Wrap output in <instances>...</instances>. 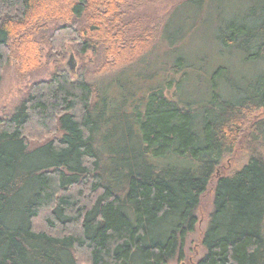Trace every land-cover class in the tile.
Returning <instances> with one entry per match:
<instances>
[{"label":"trees","instance_id":"trees-1","mask_svg":"<svg viewBox=\"0 0 264 264\" xmlns=\"http://www.w3.org/2000/svg\"><path fill=\"white\" fill-rule=\"evenodd\" d=\"M125 2L0 0V80L15 51L21 74L37 68L43 38L54 62L68 46L101 60L96 80L82 61L77 79L57 65L0 119V264L182 261L216 169L240 149L247 162L216 175L195 264H264V72L240 84L223 78L228 68L220 66L206 87L209 99L188 102L178 91L192 66L178 59L170 70L178 80L149 92L144 110L130 114L141 138L126 123L128 145L105 154L116 105L105 112L111 99L101 81L139 67L150 43L148 34L124 35ZM239 2L222 15L218 41L231 59L264 61V0ZM173 82L178 91L169 98L164 88Z\"/></svg>","mask_w":264,"mask_h":264},{"label":"rangeland","instance_id":"rangeland-1","mask_svg":"<svg viewBox=\"0 0 264 264\" xmlns=\"http://www.w3.org/2000/svg\"><path fill=\"white\" fill-rule=\"evenodd\" d=\"M199 1L157 0L136 4L135 0H126L122 4L124 35L130 38L143 33L148 34L150 43L145 49L148 51L144 56V62L138 65L139 67L122 73L111 71L109 79L101 81L102 91L111 99L108 101L105 112L110 111L116 105L107 125L108 134L104 135L107 136L105 154L111 150L122 151L126 147L124 144L128 145L124 134L126 123L127 127L141 138L140 126L138 123H131L130 114L133 113L132 110L135 107L144 110L149 92L166 86L167 80H178L179 75L170 71L178 59L183 58L186 64L192 66L190 71H188L189 68L187 70L189 76L179 91L176 82H173L169 89L164 88V92L167 97L172 98L174 92L178 91L180 97L188 102L199 103L209 99L206 87L209 85L211 75L220 66L228 68L223 78L240 84L255 81L260 73L264 72L263 60L245 62L239 57L231 59L233 55L223 50V46L218 41L220 28L225 21L222 15L230 8L240 6L239 0H202L198 4ZM164 25V29L161 30ZM161 31L165 35L163 40L158 35ZM40 44L42 54L40 65L30 74L19 72L16 51L12 53L3 68L0 80V119H7L27 92L28 87L34 82L47 80L57 65L64 64L71 78L77 79L76 69L82 61L88 71V80H96L97 76L93 73L101 60L93 57L90 52L80 58L73 55L74 53L68 46L66 56L59 63L48 58V45L44 38L40 40ZM71 56L75 64L74 70H71L68 65ZM99 95L102 96V94ZM97 101L98 98L94 102L97 103ZM99 106H97L98 110ZM258 115L264 116V112ZM124 116L126 117L125 123H123ZM247 160L246 150L240 149L234 152L232 157L228 156L222 161L216 169V175H231L239 170ZM216 175L206 194L201 198L200 206L196 211L197 223L194 231L189 233L185 240L183 260L174 258L168 264H195L203 255L202 238L213 209V184L216 181Z\"/></svg>","mask_w":264,"mask_h":264},{"label":"water","instance_id":"water-1","mask_svg":"<svg viewBox=\"0 0 264 264\" xmlns=\"http://www.w3.org/2000/svg\"><path fill=\"white\" fill-rule=\"evenodd\" d=\"M68 65L71 68V70H74V61H73V57L71 56L69 61H68Z\"/></svg>","mask_w":264,"mask_h":264}]
</instances>
